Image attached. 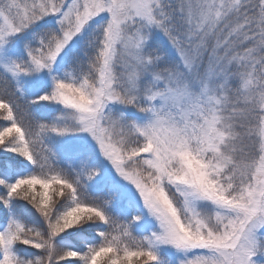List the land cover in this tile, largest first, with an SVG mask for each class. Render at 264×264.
Masks as SVG:
<instances>
[{
  "label": "rangeland",
  "instance_id": "obj_1",
  "mask_svg": "<svg viewBox=\"0 0 264 264\" xmlns=\"http://www.w3.org/2000/svg\"><path fill=\"white\" fill-rule=\"evenodd\" d=\"M54 2L15 0L6 5L10 16L0 11V78L22 99H38L75 162L89 153L98 159V179L119 190L162 264H264V85L255 87L257 76L264 83V0ZM249 5L263 50L235 52L228 44L247 23L219 22ZM95 56L89 93L83 71ZM234 60L256 118L248 108L226 112ZM137 98L145 112L131 110ZM235 115L246 118L257 146L249 161L235 159L243 155L233 152ZM133 141L144 172L128 162Z\"/></svg>",
  "mask_w": 264,
  "mask_h": 264
},
{
  "label": "trees",
  "instance_id": "obj_2",
  "mask_svg": "<svg viewBox=\"0 0 264 264\" xmlns=\"http://www.w3.org/2000/svg\"><path fill=\"white\" fill-rule=\"evenodd\" d=\"M12 1L0 0V11L10 16L6 5ZM64 2L55 0L54 5L60 8ZM253 9L249 5L244 13L238 11L219 22L229 23L238 16L247 23L235 41H229L235 52L263 50L261 32L255 29V23L260 22ZM211 44L212 40L204 51L211 49ZM200 56L195 64L199 73L207 61L206 55ZM98 61L95 56L83 71L86 92L90 93L95 84ZM242 70V62L236 60L229 67L226 112L241 113L239 109L248 108L256 118L257 104L243 100ZM262 85L261 76H257L255 87ZM37 100L28 96L22 99L10 80L0 78V264H162L161 252L151 245L149 232L136 225L137 216L126 209L119 190L98 179L102 172L98 159L89 153L84 162H75L70 155L76 153L52 133L55 121L40 114ZM131 104V110L145 112L140 98ZM22 112L27 116L23 122ZM231 123L237 124L233 127V152L237 149L243 154L235 159L256 158L252 131L242 126L248 125L246 118L235 115ZM128 147L130 166L144 172L142 146L133 141Z\"/></svg>",
  "mask_w": 264,
  "mask_h": 264
}]
</instances>
